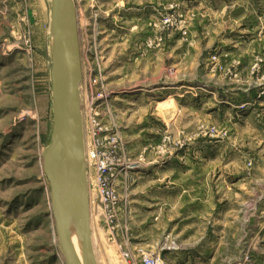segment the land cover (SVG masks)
<instances>
[{"label":"rangeland","instance_id":"obj_1","mask_svg":"<svg viewBox=\"0 0 264 264\" xmlns=\"http://www.w3.org/2000/svg\"><path fill=\"white\" fill-rule=\"evenodd\" d=\"M74 2L85 148L112 175L111 202L87 171L98 264H264V0ZM50 22L0 0V264H66Z\"/></svg>","mask_w":264,"mask_h":264},{"label":"water","instance_id":"obj_2","mask_svg":"<svg viewBox=\"0 0 264 264\" xmlns=\"http://www.w3.org/2000/svg\"><path fill=\"white\" fill-rule=\"evenodd\" d=\"M50 35L53 128L43 164L59 245L66 264H81L69 234V219L73 218L82 228L84 264H98L92 240L81 104L82 50L74 0H52Z\"/></svg>","mask_w":264,"mask_h":264},{"label":"built area","instance_id":"obj_3","mask_svg":"<svg viewBox=\"0 0 264 264\" xmlns=\"http://www.w3.org/2000/svg\"><path fill=\"white\" fill-rule=\"evenodd\" d=\"M86 146V145H85ZM94 165L97 171V183L100 189V194L105 200L113 201V193L110 191L109 185V176L111 175V170L104 161L101 160L99 152L97 148L95 149H86V166L87 171L90 167ZM108 207V205H106ZM129 257V255H128ZM142 264H157L156 261L149 255L143 254L142 256Z\"/></svg>","mask_w":264,"mask_h":264},{"label":"bare ground","instance_id":"obj_4","mask_svg":"<svg viewBox=\"0 0 264 264\" xmlns=\"http://www.w3.org/2000/svg\"><path fill=\"white\" fill-rule=\"evenodd\" d=\"M51 2H52V0H51ZM51 48H52V37H51ZM68 225H69L68 227H69L70 239H71L72 245L74 247L76 256L79 259V261L81 262V264H84V261H83L82 228L79 227V226H77V224L75 223V221L73 220V218H70L69 219V224Z\"/></svg>","mask_w":264,"mask_h":264}]
</instances>
